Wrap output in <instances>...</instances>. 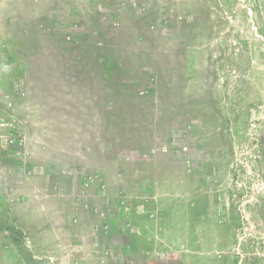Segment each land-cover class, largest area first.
<instances>
[{
  "label": "rangeland",
  "instance_id": "obj_1",
  "mask_svg": "<svg viewBox=\"0 0 264 264\" xmlns=\"http://www.w3.org/2000/svg\"><path fill=\"white\" fill-rule=\"evenodd\" d=\"M0 136V264H264V0H0Z\"/></svg>",
  "mask_w": 264,
  "mask_h": 264
},
{
  "label": "crops",
  "instance_id": "obj_2",
  "mask_svg": "<svg viewBox=\"0 0 264 264\" xmlns=\"http://www.w3.org/2000/svg\"><path fill=\"white\" fill-rule=\"evenodd\" d=\"M163 226V225H162ZM160 226V227H162ZM1 253H6V250H0ZM1 256V255H0ZM7 261V260H6Z\"/></svg>",
  "mask_w": 264,
  "mask_h": 264
},
{
  "label": "built area",
  "instance_id": "obj_3",
  "mask_svg": "<svg viewBox=\"0 0 264 264\" xmlns=\"http://www.w3.org/2000/svg\"><path fill=\"white\" fill-rule=\"evenodd\" d=\"M1 137V136H0ZM14 140H15V138H14ZM13 139H11L10 141H14Z\"/></svg>",
  "mask_w": 264,
  "mask_h": 264
}]
</instances>
